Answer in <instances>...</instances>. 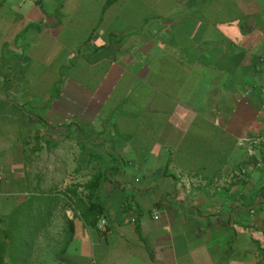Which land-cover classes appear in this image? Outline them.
<instances>
[{"label":"crops","instance_id":"0c3cea01","mask_svg":"<svg viewBox=\"0 0 264 264\" xmlns=\"http://www.w3.org/2000/svg\"><path fill=\"white\" fill-rule=\"evenodd\" d=\"M256 135L264 0H0V264H264Z\"/></svg>","mask_w":264,"mask_h":264},{"label":"built area","instance_id":"2783aa9c","mask_svg":"<svg viewBox=\"0 0 264 264\" xmlns=\"http://www.w3.org/2000/svg\"><path fill=\"white\" fill-rule=\"evenodd\" d=\"M244 143H246L249 146L250 154H252L253 153L252 151L255 148L257 149V148L262 147V146L264 147V136L256 135V136H252V137L246 138L244 140ZM239 174H244V172L242 171ZM1 181H2V172L0 170V183H1ZM154 219L157 220L158 216L155 215ZM99 228L101 230L105 229V222L103 220L100 221Z\"/></svg>","mask_w":264,"mask_h":264},{"label":"rangeland","instance_id":"374dc122","mask_svg":"<svg viewBox=\"0 0 264 264\" xmlns=\"http://www.w3.org/2000/svg\"><path fill=\"white\" fill-rule=\"evenodd\" d=\"M50 254H51V252H49V254H48V256H47L48 259L50 258Z\"/></svg>","mask_w":264,"mask_h":264}]
</instances>
